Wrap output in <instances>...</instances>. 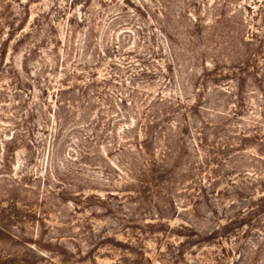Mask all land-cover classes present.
<instances>
[{"label":"rangeland","instance_id":"374dc122","mask_svg":"<svg viewBox=\"0 0 264 264\" xmlns=\"http://www.w3.org/2000/svg\"><path fill=\"white\" fill-rule=\"evenodd\" d=\"M0 264H264V0H0Z\"/></svg>","mask_w":264,"mask_h":264}]
</instances>
